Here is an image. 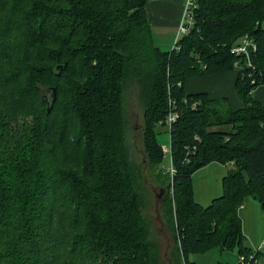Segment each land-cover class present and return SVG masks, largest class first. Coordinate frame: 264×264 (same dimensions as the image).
<instances>
[{
    "label": "trees",
    "instance_id": "obj_1",
    "mask_svg": "<svg viewBox=\"0 0 264 264\" xmlns=\"http://www.w3.org/2000/svg\"><path fill=\"white\" fill-rule=\"evenodd\" d=\"M193 1L186 32L164 51L148 0H0V264H155L127 143L132 85L156 169L157 128L169 131L162 210L178 260L196 264L189 253L213 245L252 252L238 210L247 195L264 209V106L251 95L264 85V0ZM245 35L256 45L248 58L231 52ZM234 69L239 109L185 91L188 78ZM213 161L233 169L201 206L192 174ZM255 258L264 264V250Z\"/></svg>",
    "mask_w": 264,
    "mask_h": 264
},
{
    "label": "rangeland",
    "instance_id": "obj_2",
    "mask_svg": "<svg viewBox=\"0 0 264 264\" xmlns=\"http://www.w3.org/2000/svg\"><path fill=\"white\" fill-rule=\"evenodd\" d=\"M159 1L164 11V23L154 28V42L161 50L170 51L174 46V41L178 35V27L173 25L175 17L178 15V3L181 0H156ZM184 2L186 0H183ZM153 0H148L147 10L152 7ZM184 5V3H183ZM184 12V6L183 11ZM179 36V35H178ZM138 90L136 85L130 86L125 95V114L127 122V143L130 149L131 159L141 173L140 187L143 197L142 214L147 225L149 243L154 255L155 264H181L178 260L177 245L173 236V231L165 218L162 210L164 197L167 195L170 168L169 142L170 135L167 127L157 128V140L164 152L162 161L156 169L149 164L144 151L142 128L143 110L138 101ZM26 127L21 130L17 140L23 139V134L30 129V118L25 120ZM21 124V123H19ZM19 127V126H18ZM17 129V126H13ZM6 137H2L4 140ZM27 139V138H25ZM24 139V140H25ZM10 141L9 139H7ZM11 142V141H10ZM11 143L10 148L12 149ZM233 167L217 161L197 169L192 174L193 199L201 206H207L213 198L222 194V177ZM161 189L163 193L160 194ZM160 194V196H159ZM239 217L242 226L241 246L252 252L264 245V209L261 208L258 199L247 195L239 207ZM239 246L231 249L221 248L213 245L202 252H191L188 259L196 264H236L239 261Z\"/></svg>",
    "mask_w": 264,
    "mask_h": 264
},
{
    "label": "crops",
    "instance_id": "obj_3",
    "mask_svg": "<svg viewBox=\"0 0 264 264\" xmlns=\"http://www.w3.org/2000/svg\"><path fill=\"white\" fill-rule=\"evenodd\" d=\"M170 1V0H166ZM183 3L181 0L178 3V15L175 17L173 25L177 26L182 17ZM160 2L153 0L151 9L147 10L148 21L153 28H157L164 23V11L160 6ZM237 71L229 70L208 75L194 76L185 81L186 93H206L210 98L225 99L230 107L234 110L242 107V102L238 98L235 89V80ZM252 97L264 106V85L258 86L251 92Z\"/></svg>",
    "mask_w": 264,
    "mask_h": 264
},
{
    "label": "built area",
    "instance_id": "obj_4",
    "mask_svg": "<svg viewBox=\"0 0 264 264\" xmlns=\"http://www.w3.org/2000/svg\"><path fill=\"white\" fill-rule=\"evenodd\" d=\"M194 7V1L193 0H186L185 1V5H184V14H183V19L186 20V21H189V16H190V9ZM188 17V18H184V17ZM190 22V21H189ZM188 22V23H189ZM183 20L181 21L179 27H178V35L179 34H182V33H185L188 26H186L185 24H183ZM177 39V37H176ZM256 48V45L254 43V41L248 36V35H245L243 36L240 41L234 45L231 49V52L237 54V55H242L244 54L247 58L249 57V50L250 49H255ZM250 65V63H249ZM176 118V114L173 112V113H170L167 118H166V123H167V126H170L171 123L175 120ZM231 164V163H229ZM168 171L170 173H173V168L172 166H170V168L168 169ZM259 249H262L264 250V245L257 248V250ZM256 251L254 252H251L248 256H245V255H241L239 256V261L238 263L239 264H251V263H257V259L255 258V253Z\"/></svg>",
    "mask_w": 264,
    "mask_h": 264
},
{
    "label": "water",
    "instance_id": "obj_5",
    "mask_svg": "<svg viewBox=\"0 0 264 264\" xmlns=\"http://www.w3.org/2000/svg\"><path fill=\"white\" fill-rule=\"evenodd\" d=\"M51 92H52L51 95H52V101H53L55 99V88L54 87H52ZM51 105H52V102L49 101L48 107H47L48 110H50ZM161 193H163V189H161L160 194ZM160 194H159V196H160Z\"/></svg>",
    "mask_w": 264,
    "mask_h": 264
},
{
    "label": "bare ground",
    "instance_id": "obj_6",
    "mask_svg": "<svg viewBox=\"0 0 264 264\" xmlns=\"http://www.w3.org/2000/svg\"><path fill=\"white\" fill-rule=\"evenodd\" d=\"M251 50V49H250ZM237 64H238V62H237ZM235 65H236V63H235ZM252 65V64H251ZM228 164V163H227Z\"/></svg>",
    "mask_w": 264,
    "mask_h": 264
}]
</instances>
